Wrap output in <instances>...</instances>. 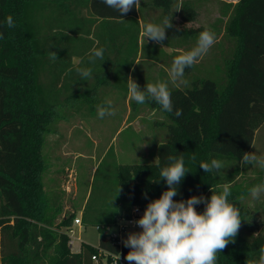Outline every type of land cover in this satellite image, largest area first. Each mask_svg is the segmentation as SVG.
<instances>
[{"label":"trees","instance_id":"1","mask_svg":"<svg viewBox=\"0 0 264 264\" xmlns=\"http://www.w3.org/2000/svg\"><path fill=\"white\" fill-rule=\"evenodd\" d=\"M202 1L141 0L139 11L133 6L120 18L119 12L101 0H0V264H94L92 257L98 249L123 258L130 251L124 244L120 247L105 239L98 246L83 243L79 252L71 250L66 230L76 215L62 216L61 205L45 189L44 174L49 167L43 153L46 138L58 123L69 120L64 113L68 106L82 101L81 112L93 101L97 87L86 91V81L76 71L86 68V54L91 49H105L107 61L108 49L120 48L127 59L132 41L139 44L141 12L146 16L147 8H152L161 10L163 18H171L173 7L180 5L186 20L194 22ZM223 8L227 20L217 45L219 79L198 77L191 87L169 89L171 113L155 101L145 102L169 121V139L158 148V162H114L115 192L110 198L105 192L100 204L92 207V190L82 213L83 227L95 226L104 233L119 219L129 217L134 207L145 210L167 190L159 173L169 163V155H182L190 171L174 200L193 195L210 198L211 186L215 189L229 183L228 200L244 218L243 189L235 180L241 173L239 161L251 152L256 132L264 125V0H237L223 3ZM9 15L13 28L6 25ZM127 21L138 26L136 33L117 29ZM172 34L163 43L186 41L194 30L172 27ZM142 41L144 44V37ZM51 51L57 53L55 61L49 58ZM124 56L117 62L122 73L129 74L131 67L120 63ZM75 57L80 60L78 66L73 64ZM176 109L183 112L179 118ZM212 159L226 167L236 164L230 170L205 173L199 163ZM195 207L204 211L203 204ZM262 246L264 232L251 242L237 234L235 243L217 253L216 264H253L259 261Z\"/></svg>","mask_w":264,"mask_h":264},{"label":"rangeland","instance_id":"2","mask_svg":"<svg viewBox=\"0 0 264 264\" xmlns=\"http://www.w3.org/2000/svg\"><path fill=\"white\" fill-rule=\"evenodd\" d=\"M230 1L234 0H208L200 4L201 8L196 9L198 17L193 23L186 20V13L182 9L176 11V7H173L171 20L173 27L177 30H188L200 24L207 25L211 17L214 20V14L217 12L220 20V40H222L221 32H223L226 23L222 14L223 3ZM146 12L151 23L162 25L164 18L161 10H148ZM141 15L142 22L150 23L145 14L141 12ZM117 27L120 32L123 30L129 35L132 32L136 33L135 31L138 29V26L132 21H127L120 26L117 25ZM105 28L107 29V27ZM165 31L167 37L173 35L172 28ZM149 45L150 42L145 39L144 59L148 50H150ZM160 50L155 49L154 53L156 59L160 58L162 60V51ZM122 52L126 54V51L123 50ZM127 52L129 58L126 59V56L123 55L125 60L120 63L124 64L123 67L130 66L133 68L138 53L136 42L133 43L132 41ZM118 61L120 60L118 59ZM75 62L79 61L76 59ZM144 65L147 64H137L130 74L127 72L120 74L117 77L118 84H113V88H117L115 89L116 93L107 90L106 99L100 98L101 94L92 98L93 101L88 104L87 110L85 106L81 112H78L82 101L68 106L67 111L65 109L64 113L68 117L70 116L69 120L58 123L54 127L55 131L47 136L43 153L49 167L44 174V184L52 199L61 205L63 209L62 216L75 214V217H82L92 190V207L100 204L101 196L105 192H107L106 196L108 198L112 197L116 188L115 179L112 177L114 162L123 165L154 164L158 162V148L161 144L167 142L170 135L166 126L169 123L168 118L162 112L153 110L145 103L138 104L136 101L131 100L130 107L127 105L128 78L131 76L141 90L149 83L146 80L140 82L142 78L138 75ZM203 69L205 73L210 72V66ZM197 71L198 69L194 70L192 74L184 78L187 84L171 83L168 86L169 89L186 85L191 87L192 82L199 77ZM219 75L220 72L217 70L216 72L213 71V75L207 74L205 78L217 81ZM108 100L112 101L116 115L105 116L101 119L97 114V105H103ZM129 108L131 109L130 116H128ZM153 111L155 112L152 113ZM138 116L140 118L135 121ZM251 152L259 158H264V125L256 132ZM235 164H228L229 167L224 166L223 170H230ZM99 166H101L100 170L96 174ZM239 166L241 173L235 182L243 189L242 196L244 198L240 199V203L243 206L245 216L241 220L238 235L251 242L259 233L264 232V193L261 194L258 200H253L249 194V189L255 182L264 183V169L258 165L242 167L239 164ZM219 191H222V189H219ZM75 229L77 230V236H81L85 244L98 246L100 241L105 238L104 234L100 233L95 226H84L80 232L79 229ZM130 232L136 231L128 230L122 234L121 242L127 238Z\"/></svg>","mask_w":264,"mask_h":264},{"label":"clouds","instance_id":"3","mask_svg":"<svg viewBox=\"0 0 264 264\" xmlns=\"http://www.w3.org/2000/svg\"><path fill=\"white\" fill-rule=\"evenodd\" d=\"M112 10L120 13V18L126 15L135 6L139 11L141 0H101ZM181 9L177 5L176 11ZM172 17H165L162 25L148 23L143 25L142 36L157 44H163L167 39L166 29L172 28ZM8 28L15 27L13 17H6ZM2 35V34H0ZM216 42L215 34L209 30L199 33L196 46L174 58L168 73L173 84H187L183 79L186 68H191ZM105 49L93 48L89 56V63L94 64L97 59L105 60ZM49 58L58 59L57 53L51 51ZM81 80L87 81L92 76L91 68L76 69ZM128 97L138 104H144L147 100L155 101L162 110L173 112V102L169 91L168 82L147 83L143 90L130 76L128 78ZM98 117L114 116L116 112L112 101L108 100L103 105H97ZM183 112L176 109L175 116L179 118ZM169 163L159 173L167 185L158 199L150 201L143 215L130 223L138 226L142 231L130 232L122 242L130 251L124 259L128 264H216L217 253L222 252L228 244L235 243V238L241 227L239 209L229 202L231 195L229 183L211 186L210 198L190 196L186 200H174L179 195L178 187L190 171L185 167L183 156L167 157ZM195 160V156L192 157ZM242 167L258 165L264 169V158H259L252 152L244 153L239 161ZM199 166L205 173L220 172L224 168L222 161L212 159L210 163L201 162ZM159 180L157 182H159ZM222 189V191H217ZM120 191V189H119ZM264 193V183L257 184L249 189L253 200H258ZM147 199V194L144 193ZM244 197L241 196L242 200ZM204 205V211L198 212L196 205ZM120 258V257H119ZM264 264V246L260 249L258 262Z\"/></svg>","mask_w":264,"mask_h":264},{"label":"crops","instance_id":"4","mask_svg":"<svg viewBox=\"0 0 264 264\" xmlns=\"http://www.w3.org/2000/svg\"><path fill=\"white\" fill-rule=\"evenodd\" d=\"M208 0L202 1V3L207 2ZM237 0L230 1V2H224L227 4L233 3L235 4ZM201 3V4H202ZM201 6H197V9H200ZM148 10H157L152 8H147ZM212 13V12H211ZM212 15V14H211ZM146 17L149 20V17L146 12ZM198 17V16H197ZM197 19V18H196ZM227 20V18H223ZM139 24L141 26V33H140V39L138 44V53H137V60L134 64L133 68H131L130 72L136 68L135 66L140 63H146L147 65L142 66L141 70L139 71L138 75L142 78L140 82H143L146 80L149 83H157V82H168V86L172 83L169 79V71L171 69L173 60L176 56L181 55L187 51H190L192 48L196 46L197 38L199 36V33L204 30H209L215 34L216 42L214 45L209 49L206 55L202 56L201 58H198L197 62L191 67L185 69L184 77H187L188 75L192 74L194 70L198 69L197 76L200 78H203L207 76V74L213 75V71H217V60H218V51H217V45L220 40V28H219V14L215 12L214 14V20L212 17L210 18V21L207 23V25H197L194 28H189L188 30H194V35L190 36L189 39L186 41H180L179 43L176 42L173 45L163 43L157 44L155 42H152L150 40L147 41L150 42V45L148 48L147 56L144 59V44H143V27H142V18H138ZM150 22V20H149ZM195 22V21H194ZM151 23V22H150ZM193 23V22H190ZM153 24V23H152ZM223 32H221V35H223ZM158 49L162 51V60L160 58L156 59L154 50ZM92 50V49H91ZM91 50L88 54H86V68L92 69V76L90 79L86 81V91L92 90L93 88H96V91L92 95L93 98L99 96L100 98H107L106 91L111 90L114 94L116 93L117 88H113V84L118 83L117 77H119L120 74H122L121 65L117 62L118 59L121 60L123 58V49H108L109 58L107 61L101 62L99 59L96 60L94 64L89 63L88 57L91 54ZM172 56V58H171ZM78 60L79 62H75V60ZM140 61V62H139ZM80 63V60L78 58L73 59V64L75 66H78ZM150 63V64H149ZM210 66V72L205 73L204 67ZM129 72V74H130ZM102 82L104 84L100 85ZM104 94V95H102ZM104 100V99H103ZM130 101L129 97L127 96V105L130 107ZM104 102V101H103ZM106 102V101H105ZM104 102V104H105ZM156 111V110H155ZM153 111L152 113H154ZM131 114V109H128V116ZM140 118L138 116L135 121H137ZM78 247V246H77Z\"/></svg>","mask_w":264,"mask_h":264},{"label":"built area","instance_id":"5","mask_svg":"<svg viewBox=\"0 0 264 264\" xmlns=\"http://www.w3.org/2000/svg\"><path fill=\"white\" fill-rule=\"evenodd\" d=\"M143 213L144 210L139 207H134L129 217L119 219L114 227L108 228L106 232L103 233L105 236L104 239L118 243L121 247L123 245L121 242L122 234L126 233L128 230H134L136 232L142 231V229L130 222L139 219ZM82 227V217H75L72 226L66 230L69 236V246L73 252H79L81 250L83 240L81 236H77V230L75 228L79 229L78 231L80 232ZM92 261L94 264H128L121 255H115L103 249H98V253L93 255Z\"/></svg>","mask_w":264,"mask_h":264}]
</instances>
